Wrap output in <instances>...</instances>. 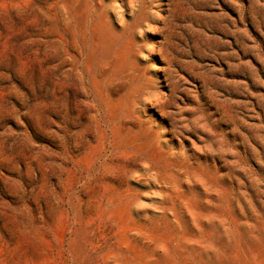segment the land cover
Returning <instances> with one entry per match:
<instances>
[{"label": "rangeland", "instance_id": "rangeland-1", "mask_svg": "<svg viewBox=\"0 0 264 264\" xmlns=\"http://www.w3.org/2000/svg\"><path fill=\"white\" fill-rule=\"evenodd\" d=\"M0 264H264V0H0Z\"/></svg>", "mask_w": 264, "mask_h": 264}]
</instances>
